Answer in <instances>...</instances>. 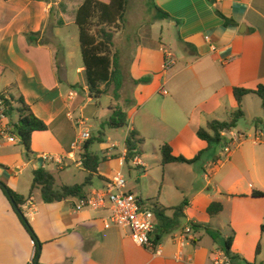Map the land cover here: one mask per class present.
<instances>
[{
  "label": "crops",
  "instance_id": "crops-1",
  "mask_svg": "<svg viewBox=\"0 0 264 264\" xmlns=\"http://www.w3.org/2000/svg\"><path fill=\"white\" fill-rule=\"evenodd\" d=\"M83 2L0 0V66L4 68L0 93L14 99L21 96L47 125L46 131L32 134L28 155L12 133L17 120L12 119L11 112L3 123L11 130L0 138V182L25 199L20 209L39 242L35 264H210L215 252L224 251L228 238H232L234 264H264L262 101L254 94L243 98V118L229 131L243 138L233 142V149L223 160L222 146H209L197 137L198 130L209 122H226L237 110L233 89L264 86V0H154L175 19L161 22L168 21L178 29V41H154L152 30L159 22L154 20L148 39L138 41L126 72L122 70L123 100L115 102L107 95L105 106L89 95L82 59L75 70L79 78L69 69L67 47L61 38L62 30L71 21L74 24ZM216 11L231 22L226 24ZM29 33H39L35 44L27 41ZM47 38L49 41H44ZM164 51L174 56L175 64L169 69L163 66ZM145 77L150 78L149 83L133 84ZM125 100H130L129 106H125ZM116 105L126 112L128 126L125 131L102 130L101 125ZM241 121L247 125L244 130L238 129ZM93 129L98 137L90 136L89 140L99 139L101 153H94L90 146V152L100 159L98 173L92 179L100 184L91 179L84 197L102 190L127 163L134 174L142 171L138 179H149V194L139 184L126 183V191L146 208L151 209V203L161 209L182 207L177 212L167 210L165 221L154 216L151 241L160 255L134 244L126 228L105 229L107 211H75L78 198L45 204L38 189L30 193L33 172L39 168L54 179L53 172L68 174L59 182L55 180L56 187L79 185L72 182V165L82 172L80 177L85 181L88 173L74 163L81 157L84 144L75 150L73 145L81 133L90 134ZM132 130L142 144L127 161L124 142ZM148 144L153 152L150 157L146 154ZM165 144L172 156L187 160L206 152L192 165H163L160 149ZM41 154L74 158L58 169L43 165ZM212 203L222 206L213 217L207 213ZM187 225L192 241L182 249V260L177 261L179 247L174 237ZM206 229L218 232L216 241ZM156 236L159 239L155 242ZM35 250V243L0 188V264H29Z\"/></svg>",
  "mask_w": 264,
  "mask_h": 264
},
{
  "label": "trees",
  "instance_id": "trees-1",
  "mask_svg": "<svg viewBox=\"0 0 264 264\" xmlns=\"http://www.w3.org/2000/svg\"><path fill=\"white\" fill-rule=\"evenodd\" d=\"M7 1V0H3ZM28 1H46V0H28ZM129 0H84L78 8L74 24L78 28V42L81 53L82 64L85 70L87 89L89 95L99 100L103 96H111L115 102L123 100V84L125 76L121 69L119 52L112 51L114 47V37L120 31V27L124 22V15ZM153 8L155 11L156 21L170 20L175 21L167 12L157 7L153 0ZM217 16L225 20L228 24L231 22L226 19L220 12L216 11ZM39 33H29L26 35L27 41L35 44ZM4 73V68L0 66V78ZM150 82L149 77L141 78L133 81L134 85L147 84ZM249 94L256 95L264 107V86L259 85L255 90H246L235 88L233 89V97L237 104V110L231 115L226 122L212 121L209 122L205 128H201L197 132V137L205 141L209 146L219 145L223 146L226 140L221 133L226 130L235 128L236 124L243 118V111L241 109L242 100ZM0 100L5 102L9 108L8 114L13 110L12 103L18 104L17 122L12 127V133L20 140L24 147L26 154L31 152V137L35 132H43L47 130V125L38 119L30 110V107L25 103L20 96L17 99L6 97L0 93ZM130 100H125V106H129ZM128 126L127 115L122 106L116 105L111 108V114L107 121L101 125V129L118 130ZM137 132L132 130L125 139V148L127 151L126 160L129 161L137 154L139 145L142 140L138 139ZM99 140V139H97ZM93 144L92 140H88L83 145V153L81 158L83 160V168L88 173L84 183L79 185H62L55 186V179L52 174L43 168H39L33 172V180L30 188V193L38 189L41 195V201L45 204L58 203L68 199H81L85 196L84 189L90 184L94 175H97V169L100 164V159L97 155L90 152L89 148ZM162 164L178 163L192 165L200 161L206 150L199 152L193 159L187 160L182 156L174 157L171 155V148L168 145H163L160 149ZM0 188L5 196L10 201L13 211L19 218V221L36 245L34 262H36L39 252V242L35 237L30 225L22 214L20 206L23 205L25 199L23 196L15 193L6 185L0 182ZM253 196H263L261 193H254ZM152 211L155 218L165 221L167 218L164 213L167 210L180 211L182 207L175 209H161L155 204H152ZM222 211V206L219 203H212L207 213L213 217ZM208 235L214 240H217L218 232L206 229ZM264 232V226L261 227ZM164 232V231H163ZM159 239L156 236L155 242ZM232 238L224 241V252L228 255L232 263L236 257L230 253ZM259 252L257 247L256 254Z\"/></svg>",
  "mask_w": 264,
  "mask_h": 264
},
{
  "label": "built area",
  "instance_id": "built-area-1",
  "mask_svg": "<svg viewBox=\"0 0 264 264\" xmlns=\"http://www.w3.org/2000/svg\"><path fill=\"white\" fill-rule=\"evenodd\" d=\"M174 64V56L170 52L164 51V69H169ZM73 95V93H70V96ZM8 109L5 102L0 100V138L5 137L7 131L11 130L7 124H3L8 116ZM229 131L226 130L221 133L222 137L226 140V143L222 146V150L225 153L230 152L234 141H240L243 138ZM89 138V132L81 133L77 138V142L73 145V149H78L79 145L84 144ZM6 139L11 142L8 137ZM254 143H256V139ZM1 146L2 142L0 140ZM39 158L43 162V165H54L56 168L62 169L65 167V161L67 159L73 160L74 157L72 155L41 154ZM74 163L78 168H83V160L81 157L76 159ZM85 209L91 211H107L109 216L104 222L105 229L111 227L126 228L130 231V238L134 244L150 249L155 255H160V250L151 241V235L155 230L154 213L152 209L146 208L138 197L126 191V181L121 173H116L102 190L96 191L90 196L83 197L74 204L75 211ZM174 240L179 247L175 259L181 261L183 258L182 249L192 241L191 227L187 225L179 234L175 235ZM29 264H35L34 259ZM210 264L233 263L224 251L219 250L215 252Z\"/></svg>",
  "mask_w": 264,
  "mask_h": 264
},
{
  "label": "rangeland",
  "instance_id": "rangeland-1",
  "mask_svg": "<svg viewBox=\"0 0 264 264\" xmlns=\"http://www.w3.org/2000/svg\"><path fill=\"white\" fill-rule=\"evenodd\" d=\"M70 16V18H73L74 15L67 14ZM68 17V16H67ZM155 17V11L153 8V0H129L128 5L125 11L124 15V22L122 24V27H120V31L115 35L114 37V47L112 48V51L119 52L120 57V65L121 69L126 72L128 61L133 57L134 51L136 49L138 41H146L148 39V33L150 32V26L154 22ZM68 21V20H67ZM70 22V21H69ZM70 24L69 27L64 28L61 32V38L62 41H64V44L66 45V55L69 59V69L72 71L73 75L77 78L79 76L75 73L76 70V64H79L81 62V53L80 48L78 46L79 42H77L78 37V28L75 24H73V21ZM168 21L164 22H157L152 30V36L154 41H178V29L175 26H169ZM162 27V29H161ZM44 41H49V39H45ZM175 58L178 56L176 53L174 54ZM60 57V54L57 55ZM61 63V60L59 58V62ZM106 97L103 96L100 98V100L97 101L98 105L105 106ZM18 104L14 105L13 110L11 111V117L14 121L18 119V112H17ZM247 128V125L244 124L243 121H241L238 125V129L244 130ZM120 130V129H118ZM125 131V128L123 129ZM122 132V131H121ZM123 133V132H122ZM90 136L92 138H97L98 133L95 129H93L90 132ZM150 144L146 146L147 150L146 154L148 157L152 155V149L149 147ZM215 148L216 146L213 145ZM233 148H231L232 150ZM91 151L94 153L100 154L99 150V143L97 140L93 141ZM223 156L221 159L223 160L226 154L223 150H221ZM70 174L74 175L72 178L73 183H84V179L81 180L80 173L81 171L77 170L73 165L70 167ZM52 167L49 168V171H52ZM135 170H132L130 168V165L127 163L124 164L121 175L124 177L127 186L131 185H140V188H142L143 192L145 194H149L150 192V183L149 179L147 177H142L138 179V175H143L142 171H138L137 174H134ZM137 171V170H136ZM55 176L56 182H59L60 178L61 180L64 179L65 175L68 176V174H62V172L56 173L53 172ZM85 175V174H83ZM86 179V178H85ZM94 184H100V181L98 179H92ZM144 204L147 205V199H144ZM243 264H246L244 261H242Z\"/></svg>",
  "mask_w": 264,
  "mask_h": 264
}]
</instances>
